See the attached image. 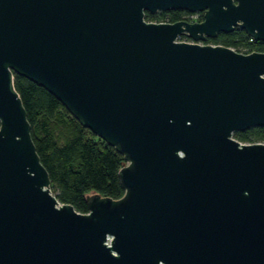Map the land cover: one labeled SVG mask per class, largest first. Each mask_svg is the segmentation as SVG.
Wrapping results in <instances>:
<instances>
[{
	"label": "water",
	"instance_id": "95a60500",
	"mask_svg": "<svg viewBox=\"0 0 264 264\" xmlns=\"http://www.w3.org/2000/svg\"><path fill=\"white\" fill-rule=\"evenodd\" d=\"M235 27L264 41V0H0V264H264V143L233 137L264 52L200 43ZM14 73L123 155L121 197L58 201Z\"/></svg>",
	"mask_w": 264,
	"mask_h": 264
},
{
	"label": "trees",
	"instance_id": "16d2710c",
	"mask_svg": "<svg viewBox=\"0 0 264 264\" xmlns=\"http://www.w3.org/2000/svg\"><path fill=\"white\" fill-rule=\"evenodd\" d=\"M182 12L184 10L167 11L168 22L181 20ZM199 19H203V13ZM145 20L160 21L149 13ZM183 39L186 38L183 36ZM206 41L242 53L264 52V41L252 40L239 27L220 32ZM14 87L26 111L36 152L50 178L51 192L58 201L85 213L88 211L85 196L89 193L96 192L113 199L121 197L124 189L118 171L125 164L123 155L83 127L45 88L16 73ZM233 137L244 143H264V126L237 131Z\"/></svg>",
	"mask_w": 264,
	"mask_h": 264
},
{
	"label": "flooded vegetation",
	"instance_id": "af4514ba",
	"mask_svg": "<svg viewBox=\"0 0 264 264\" xmlns=\"http://www.w3.org/2000/svg\"><path fill=\"white\" fill-rule=\"evenodd\" d=\"M187 11H184V12H182L181 13V20H184V16L187 14L186 13ZM146 13H148V12H146ZM146 13H145V15H146ZM155 20H160V21H162V22H168V19H169V17H168V13H167V11H158V12H155V13H153V14H151V13H149ZM157 22H159V21H157ZM185 37L186 39L188 38L186 35H182V37ZM209 38H207L206 40H208Z\"/></svg>",
	"mask_w": 264,
	"mask_h": 264
},
{
	"label": "built area",
	"instance_id": "2783aa9c",
	"mask_svg": "<svg viewBox=\"0 0 264 264\" xmlns=\"http://www.w3.org/2000/svg\"><path fill=\"white\" fill-rule=\"evenodd\" d=\"M187 14L183 17L184 20L186 21H189V22H196V21H201L199 19V15L200 13H203V12H200V11H196V12H186ZM157 22V21H155ZM159 22H162V21H159ZM182 37V36H180ZM179 37V38H180ZM251 38V37H250ZM253 40V38H251ZM184 41H192L191 39L187 38V39H184ZM200 43H206V44H212V43H209L207 41H204V42H200Z\"/></svg>",
	"mask_w": 264,
	"mask_h": 264
},
{
	"label": "rangeland",
	"instance_id": "374dc122",
	"mask_svg": "<svg viewBox=\"0 0 264 264\" xmlns=\"http://www.w3.org/2000/svg\"><path fill=\"white\" fill-rule=\"evenodd\" d=\"M179 41H184L183 37L178 38Z\"/></svg>",
	"mask_w": 264,
	"mask_h": 264
}]
</instances>
